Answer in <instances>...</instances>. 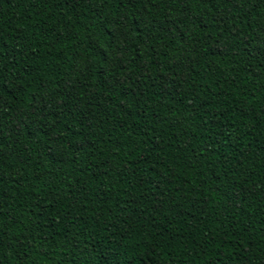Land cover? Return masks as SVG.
Here are the masks:
<instances>
[{"label": "trees", "instance_id": "16d2710c", "mask_svg": "<svg viewBox=\"0 0 264 264\" xmlns=\"http://www.w3.org/2000/svg\"><path fill=\"white\" fill-rule=\"evenodd\" d=\"M0 264H264V0H0Z\"/></svg>", "mask_w": 264, "mask_h": 264}]
</instances>
